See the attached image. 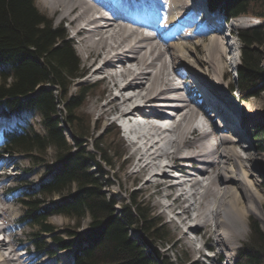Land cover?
Wrapping results in <instances>:
<instances>
[{
	"label": "bare ground",
	"instance_id": "bare-ground-1",
	"mask_svg": "<svg viewBox=\"0 0 264 264\" xmlns=\"http://www.w3.org/2000/svg\"><path fill=\"white\" fill-rule=\"evenodd\" d=\"M43 1L79 36V50L90 60L83 80L108 82L111 96L97 95L96 106L101 114H114V120L123 122L133 155L132 175L137 179L142 174L139 188H156L153 193L159 195L162 211L176 221L203 262L224 264L220 254L230 250L225 264H234L230 234L247 227L249 214L261 216L264 211V191H258L264 182L253 178L254 171L264 173V155L254 160L241 144L246 140L242 129L258 117L261 102L236 103L228 94L229 81H223L222 71L232 60L224 41L228 34L207 0L201 4L200 0H115L112 6L106 0ZM200 5L210 21L182 36L181 31L190 30L196 11L202 13ZM247 20L234 17L227 28L233 30ZM234 156L242 167L231 164ZM221 158L231 161L224 170ZM179 200L186 204L175 211ZM205 226L216 234L211 244L201 234ZM8 242L1 243L9 251L7 256L1 252L0 264L9 259L15 264L35 263L30 256L15 255ZM204 249L213 253L207 256Z\"/></svg>",
	"mask_w": 264,
	"mask_h": 264
},
{
	"label": "trees",
	"instance_id": "trees-1",
	"mask_svg": "<svg viewBox=\"0 0 264 264\" xmlns=\"http://www.w3.org/2000/svg\"><path fill=\"white\" fill-rule=\"evenodd\" d=\"M207 2L229 18L259 19L237 32L242 46L233 87L244 100L259 95L264 92V0ZM80 69L73 42L35 0H0V118L36 115L44 128L40 133L17 124L3 131L4 152L23 154L32 164L44 167L37 190L24 192L20 199L25 210L19 221L37 227L32 242L42 253H56L44 234L60 250L74 247L69 264H159L158 251L148 250L147 240L169 239L163 218L134 191L122 202L106 192L112 183L102 164L113 168L115 159L125 152L113 146L119 138L118 127H109L112 132L106 139L92 133V120L82 113L90 88L70 92ZM252 136L255 148L264 152V125L257 124ZM55 214L73 221L63 235L56 234V226L49 221ZM86 217L89 230L81 234L77 229ZM248 226L247 238L236 249L235 264H264V229L252 217Z\"/></svg>",
	"mask_w": 264,
	"mask_h": 264
},
{
	"label": "rangeland",
	"instance_id": "rangeland-1",
	"mask_svg": "<svg viewBox=\"0 0 264 264\" xmlns=\"http://www.w3.org/2000/svg\"><path fill=\"white\" fill-rule=\"evenodd\" d=\"M35 1L37 7L42 12H44L49 19L52 20L53 25L62 27L65 33L67 34L68 38L73 42V47L81 61V69H80V76L74 80L70 92L75 93L77 92V90L85 86H88L90 88L89 89L90 94L88 93L82 104V113H84L86 117L91 118L92 133H94L95 137H97L99 134L101 135L102 139H106L107 137L108 138L110 137L112 132V131L111 132L108 131L109 127L116 126L119 128V138L114 141L113 146L119 147V150L125 153L123 154V157L120 158L118 157L117 159H115L114 161L115 164L113 168L103 165L101 163L103 169L108 173V177L112 183L106 189V192L114 194V197L119 202H122V201H128L129 199L128 193L130 191H134L135 195H138L143 200L150 202L152 207L155 209L154 210L155 214L163 218L164 226L170 233L169 239L166 240L165 242H160V243H156L155 241L152 240H147L148 242L147 249L150 251H154V249H156L158 251V255L155 254V256L157 257L156 260H158L159 264H167V262H171V261L174 262V264H207L208 261L206 263L203 262L204 257H202V255L199 252H197L193 248V246H191L188 243L186 238L187 236L183 235V233L181 232L182 229L180 227H177L175 223L176 221L169 220V214L162 211V207L159 203V195L153 193L155 192L156 188L153 185H150L146 189L139 188L142 174L137 176L138 177L137 179L135 178L134 175H132L131 171L133 170V165H132L133 155L131 151V146L129 145V141L125 136V132L123 135V130H122L123 122L119 120L118 121L114 120L113 118L114 114H108V115L103 113L101 114L100 109L98 108V106H96L98 105V101L95 100L97 95L105 94L108 95L109 97L111 96L109 94V91L107 90L108 82L105 81L96 82V81H92V79H90L89 81L83 80L85 78L84 76L87 73V69L89 68L90 60L85 59L84 57L85 53L79 50V46H80L79 36L75 35L74 30L69 25V23L65 20L61 21L57 17V15H55V13L48 8V6L44 3L43 0H35ZM200 1L201 4L202 0ZM191 8L194 12L196 11L195 8H193V6H191ZM198 9H200L202 13H199V10L196 11V18H194L193 21L191 22L190 30L188 31L184 30L185 32L181 31L180 34L182 36L187 37L192 32L204 28L205 25L207 24L208 19H205V16H207L205 8L200 5ZM219 9L218 7H211V10H214L211 13L213 14V16L220 17V20L218 21L220 28L222 26V28L224 29L223 32L228 34V35L224 34L226 35L224 41L227 43L226 46L228 48H231V52L230 55L226 54V56L228 55L232 59L230 61L231 63L228 61L225 64V66H223L222 69L224 70L221 69L226 74L223 81L228 80L230 86L235 87V80L237 77L236 69L240 63L239 55L242 46L241 41L237 36V32L240 28L251 26L258 23L259 19L254 16H249V17L244 16L245 18L248 19L247 22H245L242 26L230 30L227 27L229 26L232 19L228 20V16L221 9H220L222 12L221 16L218 14V12H215V11H220ZM166 58H169L168 54L166 55ZM262 64L264 66V52L262 53ZM209 77H211V73L205 78V80L208 79ZM230 94L231 96H234V98H236L233 99L234 101H236V103L245 102L238 99V95L235 94L234 92L233 93L230 92ZM247 101H252L255 103H259V101L261 102L259 107L260 110L258 117L255 120H253V122H250L249 125L245 126L242 129V134L246 136V140L242 141L241 144L248 147V152L254 158V160H256V158L259 155L261 154L264 155L263 151L257 150L255 148V142L252 136V132L254 128L257 126V124L264 125V92H261L257 96L250 97L249 100ZM59 108L62 110V105H60ZM196 108L197 107H195V109ZM166 110H171V109L168 108ZM230 121L232 125L231 130L233 131V129L236 127L235 117L234 120H230ZM118 122H120L122 125H120ZM17 124L21 127H24V129L32 128L37 132L44 133V128L41 124V121L36 115H30L24 113L19 117L17 116L11 118L10 120L0 118V239L2 238L1 239L2 241L0 240V246H1L0 254L2 252L3 254L1 255L4 256L8 255V251H9L8 245L2 246L1 243H5L9 241L8 242L9 247L15 249V255L24 254L23 256L24 258L30 256L29 260H35L34 264H69L73 258L72 253L74 251V247L60 250L57 248L55 241L48 234H44V237L48 242V247L56 250V253L52 255L42 253L41 251H38L35 248L32 242V238H33L32 232L37 230V227L19 221L21 215L25 210L24 205L21 203L20 199L24 198L25 196L24 192L32 194L34 189L37 190L35 184L38 182L40 176L44 173V167H42L41 165L32 164L30 160L23 154H18V153L10 154L4 152L3 150L4 140H3L2 132L13 126H16ZM207 128L209 131L210 130L212 131L210 126ZM65 134L69 140L72 139L71 131L68 126L65 127ZM210 137L213 138V136ZM233 137L236 138L234 135ZM88 146L89 149L93 151V148L91 146V141L88 143ZM220 148H223V145L220 146ZM48 152L52 153L51 151ZM253 175H255L253 176L254 179L256 177V179H261L264 182V173L262 174L254 171ZM226 180L230 183V185L234 183V181L231 179H226ZM262 188L260 189L258 188L260 194L261 192L263 193L264 191V185ZM185 204L186 202H183L181 200L177 201L174 208L175 211L180 210V208H182ZM263 210H264V203H263ZM251 217L258 220L262 228L264 229V211H263V214L261 216L249 214L247 216V221H246L247 227L243 228L241 233L234 232L232 233V235L230 234V241L233 247L232 249L234 251L232 256L234 264L236 262V251H237L236 249L240 247L242 241L245 240L248 236L249 233L248 220ZM49 221L56 226V234H60V235L64 234L66 227L72 228V224H73V221L70 218L58 214L51 215L49 217ZM88 221H89L88 217H86L83 220L82 224L80 225V228L77 229L79 233L85 234L89 230ZM234 225L235 227L237 226L238 229H240L238 222L235 221ZM132 234L134 236L140 237L139 232L134 231ZM201 234H203L204 238L207 240L209 244L213 243V238L216 235L215 232H212L210 226L202 227ZM188 235L195 236L191 232ZM229 251L230 250H227L225 253L220 254L221 256L219 260L220 262L224 264L226 263L227 259H225V255L227 252L229 253ZM204 252L208 254V250L204 249ZM209 252H211L209 253L210 255L213 253L212 250ZM25 262H28V260L23 261L24 264ZM4 263L15 264V262H13L11 259L5 261Z\"/></svg>",
	"mask_w": 264,
	"mask_h": 264
}]
</instances>
